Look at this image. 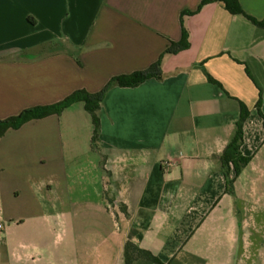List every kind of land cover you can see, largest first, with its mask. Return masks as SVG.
<instances>
[{
	"label": "crops",
	"instance_id": "1",
	"mask_svg": "<svg viewBox=\"0 0 264 264\" xmlns=\"http://www.w3.org/2000/svg\"><path fill=\"white\" fill-rule=\"evenodd\" d=\"M203 1L0 0V120L148 70L183 26L190 41L161 77L112 85L97 149L84 103L1 139L0 264H126L131 235L159 264H264V28ZM242 105L252 159L227 192Z\"/></svg>",
	"mask_w": 264,
	"mask_h": 264
},
{
	"label": "trees",
	"instance_id": "2",
	"mask_svg": "<svg viewBox=\"0 0 264 264\" xmlns=\"http://www.w3.org/2000/svg\"><path fill=\"white\" fill-rule=\"evenodd\" d=\"M210 2H221L225 4L227 10L235 15H242L249 19L257 27L264 28V20L259 21L256 18L247 14L239 0H204L203 6ZM190 15L188 11L183 12L182 17ZM190 46L189 33L183 26L182 39L178 43H173L161 56L157 63H155L151 68L141 72H135L131 75L119 76L114 78L102 91L98 93H90L86 90H79L74 92L72 95L64 99L63 101L45 107H35L27 109L18 116L10 117L7 119L0 120V141L10 130H19L28 122L34 120L44 119L54 115H61L66 109L77 103H84L87 112H89L93 118V123L95 126L94 136L92 141L93 149H97V142L100 136V119L98 112L102 107V104L106 98V95L112 85H118L122 88H134L142 83L159 78L162 75V62L166 55L177 54L181 51L188 49ZM212 81L211 78H209ZM262 102L261 100L257 104V110L263 117L261 112ZM249 117V110L246 106L242 105L241 117L237 123V130L235 137L232 142L224 151L221 162L223 170L227 179V192H232L234 189V184L236 179L242 173V170L250 163L252 157H245L241 153V146L243 144L244 137V125ZM231 165L234 167L235 176H231ZM125 263L126 264H159L160 261L151 252L145 251L137 246L133 240L132 235L129 238L125 246Z\"/></svg>",
	"mask_w": 264,
	"mask_h": 264
},
{
	"label": "built area",
	"instance_id": "3",
	"mask_svg": "<svg viewBox=\"0 0 264 264\" xmlns=\"http://www.w3.org/2000/svg\"><path fill=\"white\" fill-rule=\"evenodd\" d=\"M168 165H170V163H168ZM3 228V226L0 224V230Z\"/></svg>",
	"mask_w": 264,
	"mask_h": 264
}]
</instances>
